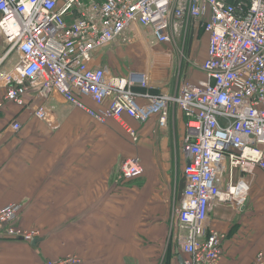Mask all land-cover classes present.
I'll return each instance as SVG.
<instances>
[{
  "label": "built area",
  "instance_id": "obj_1",
  "mask_svg": "<svg viewBox=\"0 0 264 264\" xmlns=\"http://www.w3.org/2000/svg\"><path fill=\"white\" fill-rule=\"evenodd\" d=\"M185 21L193 36L208 35L199 66L205 78L182 82L175 94L137 92L136 86L148 87L147 74L118 76L93 64L104 47L132 42L126 32L135 23L149 28L156 43L171 44ZM0 82L6 88L0 112L6 102L23 106L28 91L36 89L44 98L60 94L101 123L158 116L164 131L170 106H177L186 118L187 160L175 208L178 245L187 255L184 264L221 262L225 235L213 228L211 210L217 202L243 210L255 170L264 173V0H0ZM35 115L47 118L43 106ZM11 126L18 131L22 125ZM127 130L138 142L136 131ZM120 172L132 180L144 168L131 157ZM21 209L17 203L0 209V240L32 242L39 235L16 225ZM80 263L73 254L46 264ZM252 264H264V253Z\"/></svg>",
  "mask_w": 264,
  "mask_h": 264
},
{
  "label": "crops",
  "instance_id": "obj_2",
  "mask_svg": "<svg viewBox=\"0 0 264 264\" xmlns=\"http://www.w3.org/2000/svg\"><path fill=\"white\" fill-rule=\"evenodd\" d=\"M148 31L133 24L126 32L132 44L116 41L104 47L93 64L106 65L118 76L147 74L148 87L136 86L137 92L175 94L170 59L158 51L167 49L144 36ZM204 35L201 63L208 47ZM189 72L188 82L205 78L201 70ZM5 91L0 82V100ZM42 106L46 120L35 115ZM13 121L22 125L20 130L12 128ZM158 126V116L146 122L123 116L101 123L60 94L44 98L36 89L28 91L23 106L6 102L0 112V209L21 204L16 225L38 230L39 241L1 239L0 264H46L73 254L80 264H184L175 208L185 187L186 118L171 105L167 130ZM127 128L136 131L138 142ZM131 157L140 159L144 173L124 180L120 166ZM210 218L225 235L219 264H252L264 253L263 171L255 170L243 210L217 202Z\"/></svg>",
  "mask_w": 264,
  "mask_h": 264
},
{
  "label": "rangeland",
  "instance_id": "obj_3",
  "mask_svg": "<svg viewBox=\"0 0 264 264\" xmlns=\"http://www.w3.org/2000/svg\"><path fill=\"white\" fill-rule=\"evenodd\" d=\"M190 24V22L185 21L181 26L175 28L173 31L174 36L172 43L162 45L164 46L163 48L167 50H158L160 53H166L165 55H168L170 59L168 72L170 74L172 87L177 86V90L182 82L188 80L190 74L189 69L193 68L200 70L199 66L201 62L198 58L202 57L203 51L205 50L204 33L199 32L197 35L193 36L189 30ZM145 29L141 28L140 30ZM144 36L153 38L151 30L148 31V34H144ZM131 39H133L132 36ZM118 43H121L122 46L132 44V42L124 40Z\"/></svg>",
  "mask_w": 264,
  "mask_h": 264
},
{
  "label": "water",
  "instance_id": "obj_4",
  "mask_svg": "<svg viewBox=\"0 0 264 264\" xmlns=\"http://www.w3.org/2000/svg\"><path fill=\"white\" fill-rule=\"evenodd\" d=\"M38 241H39V238L36 237V238L32 241L33 245H35ZM180 260L184 263V259H183L182 257L180 258Z\"/></svg>",
  "mask_w": 264,
  "mask_h": 264
}]
</instances>
